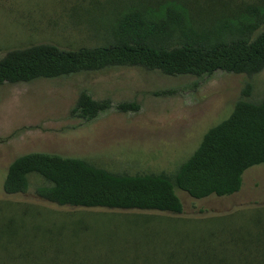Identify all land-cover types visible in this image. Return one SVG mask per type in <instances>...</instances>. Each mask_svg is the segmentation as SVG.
Masks as SVG:
<instances>
[{"label":"rangeland","instance_id":"1","mask_svg":"<svg viewBox=\"0 0 264 264\" xmlns=\"http://www.w3.org/2000/svg\"><path fill=\"white\" fill-rule=\"evenodd\" d=\"M254 3L264 0L183 5L190 22L209 28ZM129 4L0 0V59L9 50L40 43L66 49L105 45ZM248 79L225 71L200 79L113 66L1 84L0 264H264V164L248 168L241 189L230 195L195 198L177 189L184 205L180 214L59 205L37 196L43 183L37 174L29 176L26 193L8 194L3 187L14 159L36 151L85 158L116 172H173L212 126L230 116ZM251 80L253 99L264 100V70ZM169 89L174 93L155 94ZM83 90L96 99L111 98L114 107L90 122L73 117ZM134 99L139 111L116 109Z\"/></svg>","mask_w":264,"mask_h":264},{"label":"trees","instance_id":"2","mask_svg":"<svg viewBox=\"0 0 264 264\" xmlns=\"http://www.w3.org/2000/svg\"><path fill=\"white\" fill-rule=\"evenodd\" d=\"M154 1L130 0L115 19L105 45L66 49L40 43L9 50L0 59V85L113 66H141L200 79L217 71L246 74L249 79L230 116L212 126L193 154L173 172H116L85 158L36 151L10 164L3 185L6 193H26L29 176L37 174L43 179L35 189L37 196L59 205L180 214L184 205L177 189L195 198L230 195L241 189L248 168L264 164V100L253 99L251 80L264 70V3L249 4L233 20L201 28L190 22L184 9L183 4L191 0ZM164 2L169 5L162 10ZM113 107L111 98L96 99L83 90L71 115L90 122ZM116 109L136 112L141 103L122 101Z\"/></svg>","mask_w":264,"mask_h":264}]
</instances>
